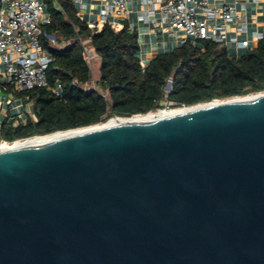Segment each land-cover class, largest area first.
Listing matches in <instances>:
<instances>
[{
    "label": "water",
    "instance_id": "obj_1",
    "mask_svg": "<svg viewBox=\"0 0 264 264\" xmlns=\"http://www.w3.org/2000/svg\"><path fill=\"white\" fill-rule=\"evenodd\" d=\"M0 264H264V96L2 144Z\"/></svg>",
    "mask_w": 264,
    "mask_h": 264
},
{
    "label": "trees",
    "instance_id": "obj_2",
    "mask_svg": "<svg viewBox=\"0 0 264 264\" xmlns=\"http://www.w3.org/2000/svg\"><path fill=\"white\" fill-rule=\"evenodd\" d=\"M58 44L46 74L48 87L21 93L32 103L25 124L0 127V141H15L131 117L264 91V37L239 56L212 40H187L159 52L142 66L137 29L127 20L116 30L95 33L74 0H43ZM86 42L99 57L94 86ZM60 44V45H59Z\"/></svg>",
    "mask_w": 264,
    "mask_h": 264
},
{
    "label": "built area",
    "instance_id": "obj_3",
    "mask_svg": "<svg viewBox=\"0 0 264 264\" xmlns=\"http://www.w3.org/2000/svg\"><path fill=\"white\" fill-rule=\"evenodd\" d=\"M128 1L74 0L78 14L92 11L97 6V18L86 21L95 33L105 24L121 29L130 13ZM135 1L137 20L160 37L165 35L182 43L212 40L240 49L251 48L253 42L258 43L264 37V32L257 30L249 34L245 16L239 15L229 0ZM48 23L50 16L43 0H0V90L21 94L48 87L46 71L53 55L46 42L58 44L55 34L47 33L44 28ZM129 24L136 29L133 23ZM227 26H232V32ZM141 64L146 66L147 63L142 61ZM15 141L1 140L0 144Z\"/></svg>",
    "mask_w": 264,
    "mask_h": 264
},
{
    "label": "crops",
    "instance_id": "obj_4",
    "mask_svg": "<svg viewBox=\"0 0 264 264\" xmlns=\"http://www.w3.org/2000/svg\"><path fill=\"white\" fill-rule=\"evenodd\" d=\"M229 2L234 4L235 11L239 15L245 16L250 35L255 30L264 32V0H260L259 2H255L254 0H229ZM128 4L130 7L128 21L135 25L139 33L141 46L140 57L142 61L148 63L159 52L170 51L174 47L182 44L178 39L169 38L165 35L160 37L161 35L156 33V31L150 32L147 25L137 20L138 6L136 5V1L129 0ZM97 14V6L92 11L79 12V15L85 21L97 18ZM227 29L232 32V26H227ZM256 44L255 42L252 43L253 46ZM225 46L235 56H239L245 52V49H240L233 44H227ZM1 91L3 94L0 95V124L11 125L12 123L16 124L18 122L24 123L26 122L27 115H33L32 103L27 102L28 97L22 94L12 93L9 90Z\"/></svg>",
    "mask_w": 264,
    "mask_h": 264
},
{
    "label": "bare ground",
    "instance_id": "obj_5",
    "mask_svg": "<svg viewBox=\"0 0 264 264\" xmlns=\"http://www.w3.org/2000/svg\"><path fill=\"white\" fill-rule=\"evenodd\" d=\"M261 96H264V92H260L259 94H253V95L251 94V95L246 96V97H232V98H228V99H216V100H213L210 102L199 103V104L192 105V106H185V107H180V108L171 109V110L163 109V110H158V111H154V112H149L147 114H138V115H134L131 117H112V118L106 120L105 122L95 124V125H91V126L69 129V130H64V131H58V132L46 134V135H38V136L31 137V138L18 140V141H15L13 143H2V144H3L4 148L28 145V144H32V143H36V142H40V141L64 137V136L73 135V134L97 129L100 127H104V126L109 124V121L111 122V124H124V123L139 121V120H147V119H150V118H153L156 116L173 115L176 113L189 111V110L197 109V108L204 107V106L231 103V102L240 101V100L253 99V98L261 97ZM2 144H0V149L2 147Z\"/></svg>",
    "mask_w": 264,
    "mask_h": 264
},
{
    "label": "rangeland",
    "instance_id": "obj_6",
    "mask_svg": "<svg viewBox=\"0 0 264 264\" xmlns=\"http://www.w3.org/2000/svg\"><path fill=\"white\" fill-rule=\"evenodd\" d=\"M86 47H87V58H88V60L90 62V65H91V71H92V77H93V83L91 84V86H94V83L96 81V78L99 76V73H100L99 72V64H100V61L98 59V55L96 56V54L94 52V49L91 47V45L89 44V42H86ZM1 94H3V93L0 90V95ZM226 99H228V98H226ZM176 108H180V107H175V108L165 107V108H162V109L171 110V109H176ZM29 138H31V137H29Z\"/></svg>",
    "mask_w": 264,
    "mask_h": 264
},
{
    "label": "flooded vegetation",
    "instance_id": "obj_7",
    "mask_svg": "<svg viewBox=\"0 0 264 264\" xmlns=\"http://www.w3.org/2000/svg\"><path fill=\"white\" fill-rule=\"evenodd\" d=\"M19 124H25V122H24V123L18 122V123H16V124L12 123L11 125H13V126H18ZM2 125H3V124H0V127H1ZM5 125H8V124H5Z\"/></svg>",
    "mask_w": 264,
    "mask_h": 264
}]
</instances>
